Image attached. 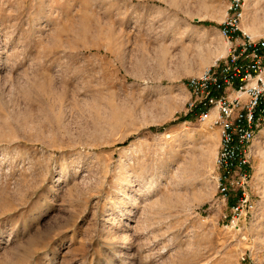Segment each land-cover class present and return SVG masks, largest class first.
<instances>
[{"label":"rangeland","instance_id":"rangeland-1","mask_svg":"<svg viewBox=\"0 0 264 264\" xmlns=\"http://www.w3.org/2000/svg\"><path fill=\"white\" fill-rule=\"evenodd\" d=\"M229 2L0 0V264H264V134L230 226L186 105Z\"/></svg>","mask_w":264,"mask_h":264},{"label":"built area","instance_id":"built-area-1","mask_svg":"<svg viewBox=\"0 0 264 264\" xmlns=\"http://www.w3.org/2000/svg\"><path fill=\"white\" fill-rule=\"evenodd\" d=\"M244 0H230L220 32L227 54L187 79L190 114L219 132L215 157L218 193L235 192L230 226L240 228L254 207L250 189L254 142L264 129V33L243 29ZM246 260V257H243Z\"/></svg>","mask_w":264,"mask_h":264},{"label":"bare ground","instance_id":"bare-ground-1","mask_svg":"<svg viewBox=\"0 0 264 264\" xmlns=\"http://www.w3.org/2000/svg\"><path fill=\"white\" fill-rule=\"evenodd\" d=\"M258 4H259V0H245V3H244L243 29L246 32H249L252 35H255L258 32V30L260 29L261 25L264 24V16L259 14V11H258L259 8L257 7ZM202 7H205V6H202ZM207 8H209V7H207ZM226 12H224V13H226ZM226 45L228 46V44H226ZM227 46H226V48H227ZM207 47H208V50L212 54H214V53L221 54L222 51H223L222 47L225 48L224 46H222V47L221 46H217V45L215 46V45H213L211 43ZM227 50H228V48H227ZM217 57H218V55H217ZM202 62H206V57L203 58ZM261 132L264 134V129ZM218 134H219V132H218ZM218 134L216 136H218ZM209 135H212V134L210 133ZM139 191H140L139 195L144 193L142 188H140ZM146 192H147V189H146ZM133 200L135 202H137L138 201V196L134 195Z\"/></svg>","mask_w":264,"mask_h":264}]
</instances>
